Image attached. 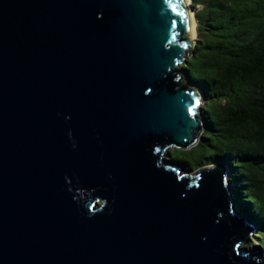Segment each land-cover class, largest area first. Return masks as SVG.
I'll use <instances>...</instances> for the list:
<instances>
[{
  "label": "water",
  "instance_id": "95a60500",
  "mask_svg": "<svg viewBox=\"0 0 264 264\" xmlns=\"http://www.w3.org/2000/svg\"><path fill=\"white\" fill-rule=\"evenodd\" d=\"M188 8L0 0V264H264L228 167L170 159L204 128Z\"/></svg>",
  "mask_w": 264,
  "mask_h": 264
},
{
  "label": "trees",
  "instance_id": "16d2710c",
  "mask_svg": "<svg viewBox=\"0 0 264 264\" xmlns=\"http://www.w3.org/2000/svg\"><path fill=\"white\" fill-rule=\"evenodd\" d=\"M198 40L180 70L203 96L196 146L172 149L186 170L229 168L237 209L264 250V0H192Z\"/></svg>",
  "mask_w": 264,
  "mask_h": 264
},
{
  "label": "rangeland",
  "instance_id": "374dc122",
  "mask_svg": "<svg viewBox=\"0 0 264 264\" xmlns=\"http://www.w3.org/2000/svg\"><path fill=\"white\" fill-rule=\"evenodd\" d=\"M190 5L193 6L192 4H190ZM189 7H190V6H189ZM191 8H192V7H191ZM193 10H194V12H195V16H196V19H197V33H196L195 38L192 39V46L195 47V45H196V43H197V40H198V26H199V21H198V18H197V13L201 10V6H198V7H194V6H193ZM179 68H180V67H179ZM186 77H187V75H186ZM186 77H185V83H187V84L189 83V84L193 87L192 83L189 82L188 78H186ZM203 103H204V101H203ZM201 134H202V132L199 134V137L201 136ZM198 141H199V140H198ZM198 141L196 142V144H195L194 146L197 145ZM194 146H192V147H194ZM192 147H191V148H192ZM170 150H172V149H170ZM168 158H169V157L166 156V159H168ZM184 168H185V167H184ZM196 172H197V170H195V171H190L191 174H192V173H196ZM257 233H258V230H257V231H254V234H252L251 236L248 237L247 242L244 244V246H245L246 248H248V249H253L254 246L260 245V244L257 242V239H256V236L258 235ZM260 246H261V245H260ZM261 248H262V247H261ZM261 255H262V259H264V250H263V249H262Z\"/></svg>",
  "mask_w": 264,
  "mask_h": 264
},
{
  "label": "bare ground",
  "instance_id": "6f19581e",
  "mask_svg": "<svg viewBox=\"0 0 264 264\" xmlns=\"http://www.w3.org/2000/svg\"><path fill=\"white\" fill-rule=\"evenodd\" d=\"M185 3L187 6H190L188 9L190 10V29L188 31V34L190 36V39H194L195 36H196V33H197V19H196V16H195V12L194 10L191 8V0H185Z\"/></svg>",
  "mask_w": 264,
  "mask_h": 264
},
{
  "label": "clouds",
  "instance_id": "9594fccd",
  "mask_svg": "<svg viewBox=\"0 0 264 264\" xmlns=\"http://www.w3.org/2000/svg\"><path fill=\"white\" fill-rule=\"evenodd\" d=\"M191 4H192V2H191ZM194 48V47H193ZM191 50V49H190ZM188 53V52H187ZM184 62V60L181 62V64ZM181 64H180V66H181ZM179 66V67H180ZM180 69V68H179ZM181 73L183 74L184 72L183 71H181ZM185 77H186V75H185ZM187 78V77H186ZM194 87V86H193ZM195 88V87H194ZM196 90V92H198L197 94H199L200 96H201V104H200V106H199V109H200V107H201V105H202V103H203V96L201 95V93H200V91L197 89V88H195ZM199 116H200V113H199ZM200 118H201V116H200ZM202 120V119H201ZM203 130H204V128H203ZM203 132V131H202ZM171 151V150H170ZM224 164V163H223ZM180 165V164H179ZM229 169V168H228ZM181 170L183 171V170H185V168L182 166L181 167ZM230 185H231V183H230ZM232 192V191H231ZM233 195V194H232ZM234 199V198H233ZM251 225H252V228L254 229V231H257V228L251 223ZM254 234V233H253Z\"/></svg>",
  "mask_w": 264,
  "mask_h": 264
},
{
  "label": "snow or ice",
  "instance_id": "6c2138e0",
  "mask_svg": "<svg viewBox=\"0 0 264 264\" xmlns=\"http://www.w3.org/2000/svg\"><path fill=\"white\" fill-rule=\"evenodd\" d=\"M174 11H175V9H173ZM197 103H198V101H197Z\"/></svg>",
  "mask_w": 264,
  "mask_h": 264
}]
</instances>
